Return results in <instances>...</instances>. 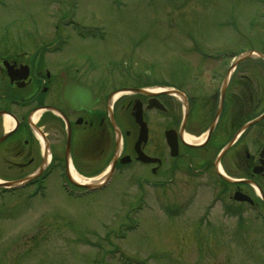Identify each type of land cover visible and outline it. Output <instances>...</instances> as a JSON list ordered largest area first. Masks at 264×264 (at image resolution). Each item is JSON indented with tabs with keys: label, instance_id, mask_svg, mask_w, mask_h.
Returning a JSON list of instances; mask_svg holds the SVG:
<instances>
[{
	"label": "rangeland",
	"instance_id": "374dc122",
	"mask_svg": "<svg viewBox=\"0 0 264 264\" xmlns=\"http://www.w3.org/2000/svg\"><path fill=\"white\" fill-rule=\"evenodd\" d=\"M0 1V29L12 42L64 33L65 55L97 68L108 87L129 81L115 76L119 60L133 76L164 80L189 72L180 60L194 71L204 53L264 49V0ZM125 174L84 198L54 180L46 199L0 202V264H264L261 222L239 230L226 222L223 208L211 206L208 176L177 173L166 190L143 192ZM171 206L185 211L167 214ZM201 213L212 222L197 220Z\"/></svg>",
	"mask_w": 264,
	"mask_h": 264
},
{
	"label": "flooded vegetation",
	"instance_id": "af4514ba",
	"mask_svg": "<svg viewBox=\"0 0 264 264\" xmlns=\"http://www.w3.org/2000/svg\"><path fill=\"white\" fill-rule=\"evenodd\" d=\"M55 44L11 42L0 33V178L29 179L13 190L25 195L61 176L70 179L72 171L101 175L115 158L114 174L130 170L129 181L139 180L143 189L164 191L177 173L195 181L208 176L212 205L223 208L226 222H264L262 60L244 61L230 77L231 60H199L194 71L189 63L190 73L163 82L108 87L105 74L92 75L53 52ZM125 89L146 91L124 92L111 107ZM138 112L148 129L141 145L147 163L138 158Z\"/></svg>",
	"mask_w": 264,
	"mask_h": 264
},
{
	"label": "water",
	"instance_id": "95a60500",
	"mask_svg": "<svg viewBox=\"0 0 264 264\" xmlns=\"http://www.w3.org/2000/svg\"><path fill=\"white\" fill-rule=\"evenodd\" d=\"M249 57H260V58H264V54L260 53V52H256V53H253V52H246L244 54H242L241 56H239V58L237 59V61H241L245 58H249ZM236 63L233 65V67H235ZM146 136V131H142L141 132V140H143V138Z\"/></svg>",
	"mask_w": 264,
	"mask_h": 264
},
{
	"label": "trees",
	"instance_id": "16d2710c",
	"mask_svg": "<svg viewBox=\"0 0 264 264\" xmlns=\"http://www.w3.org/2000/svg\"><path fill=\"white\" fill-rule=\"evenodd\" d=\"M141 78V77H140Z\"/></svg>",
	"mask_w": 264,
	"mask_h": 264
}]
</instances>
